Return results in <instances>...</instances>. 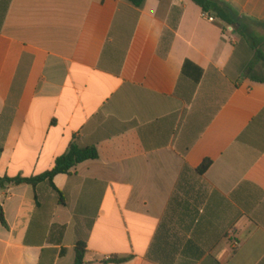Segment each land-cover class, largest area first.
Masks as SVG:
<instances>
[{"label": "crops", "instance_id": "1", "mask_svg": "<svg viewBox=\"0 0 264 264\" xmlns=\"http://www.w3.org/2000/svg\"><path fill=\"white\" fill-rule=\"evenodd\" d=\"M216 1L233 33L192 0H0V178L99 152L54 178L65 205L0 192V264H75L79 242L86 264H264V0Z\"/></svg>", "mask_w": 264, "mask_h": 264}, {"label": "trees", "instance_id": "2", "mask_svg": "<svg viewBox=\"0 0 264 264\" xmlns=\"http://www.w3.org/2000/svg\"><path fill=\"white\" fill-rule=\"evenodd\" d=\"M117 1V0H114ZM132 3L136 7H141L146 0H127ZM197 5H199L204 12L213 15L215 18L225 22L228 26L236 27L238 24V17L235 12L228 8L227 6H221L216 0H192ZM8 2L6 4L5 13L8 9ZM4 13V17H5ZM111 11H109L105 20L109 21L111 16ZM257 59L264 61V56L262 54L257 55ZM183 76L190 77L192 81L197 86L203 77V70L194 65L193 63L187 61L184 65ZM99 157V152L95 147H80L76 144L71 145L68 152L60 157H58L53 165V168L42 174L40 176L34 178H10L3 177L0 178V192L7 189L10 185H31L36 187L41 183H48L52 189L58 193L60 197V201L63 205H65V200L63 194L55 187L54 178L60 174H69L75 167L79 164L84 163L89 160H95ZM212 162L210 160H206L203 164L198 168L197 172L200 175H205L209 168L211 167ZM0 223L5 228H8L7 222L5 220L3 209L0 207ZM53 230H57L60 236L65 234L66 228L64 226H54ZM87 254V245L84 242H79L76 247V258L75 264H86L85 257ZM130 261V257L127 258H111L110 262L114 264H123Z\"/></svg>", "mask_w": 264, "mask_h": 264}, {"label": "built area", "instance_id": "3", "mask_svg": "<svg viewBox=\"0 0 264 264\" xmlns=\"http://www.w3.org/2000/svg\"><path fill=\"white\" fill-rule=\"evenodd\" d=\"M202 18L204 20H207L209 22H214L215 21V18L213 16H211L209 13L207 12H204L203 11V14H202ZM227 31H230V32H234V27L233 26H227Z\"/></svg>", "mask_w": 264, "mask_h": 264}]
</instances>
